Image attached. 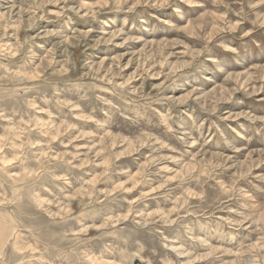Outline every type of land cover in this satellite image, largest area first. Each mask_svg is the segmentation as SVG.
Listing matches in <instances>:
<instances>
[{"label":"rangeland","instance_id":"obj_1","mask_svg":"<svg viewBox=\"0 0 264 264\" xmlns=\"http://www.w3.org/2000/svg\"><path fill=\"white\" fill-rule=\"evenodd\" d=\"M0 235V264H264V0H0Z\"/></svg>","mask_w":264,"mask_h":264},{"label":"bare ground","instance_id":"obj_2","mask_svg":"<svg viewBox=\"0 0 264 264\" xmlns=\"http://www.w3.org/2000/svg\"><path fill=\"white\" fill-rule=\"evenodd\" d=\"M3 230H4V229H3ZM3 230H2V231H3ZM4 231H5V230H4ZM2 234H3V233H2ZM2 234H1V235H2ZM1 235H0V236H1ZM2 236H4V234H3ZM1 241H2V240H1ZM2 242H3V241H2Z\"/></svg>","mask_w":264,"mask_h":264}]
</instances>
